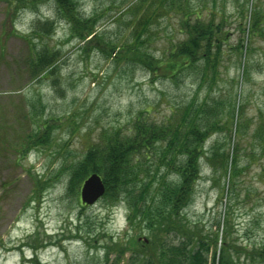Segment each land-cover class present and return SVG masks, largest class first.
I'll return each instance as SVG.
<instances>
[{"label":"rangeland","instance_id":"obj_1","mask_svg":"<svg viewBox=\"0 0 264 264\" xmlns=\"http://www.w3.org/2000/svg\"><path fill=\"white\" fill-rule=\"evenodd\" d=\"M76 1L83 17L94 15L90 33L78 21L70 30L53 0H34L11 22L0 0V264H129L147 244V229L138 217L128 221L122 201L102 197L83 206L82 183L69 180L87 149L113 131L128 134L145 111L158 123L199 113L200 126L226 122L227 130L213 129L204 150L233 147L237 177L224 179L204 161L184 214L210 233L219 222L217 255L224 246L221 220L223 232L232 227L226 243H264V19L262 32L244 43L249 54L240 50L238 26L246 13L264 14V0H188L190 10L214 18L224 44L215 75H201L198 62L180 77L170 75L164 58L152 75L125 55L136 18L148 16L156 0L138 11L128 10L133 0ZM149 16L142 49L160 58L185 34L179 14ZM46 22L52 24L44 35ZM39 55L51 63L39 68Z\"/></svg>","mask_w":264,"mask_h":264},{"label":"trees","instance_id":"obj_2","mask_svg":"<svg viewBox=\"0 0 264 264\" xmlns=\"http://www.w3.org/2000/svg\"><path fill=\"white\" fill-rule=\"evenodd\" d=\"M3 1L6 2L7 22L13 21L21 10L35 3L34 0ZM53 1L57 16L66 21L70 30L72 28L75 32L78 21L83 24L79 28L86 27L89 33L91 32L89 27L95 19L94 15L83 17L79 13V4L76 0ZM146 1L131 2L128 10H142ZM187 1L156 0L150 4V16L148 15L150 20L164 13V10L166 14L173 11L180 15V33L185 34L183 39L174 42L172 48L162 52L160 58H155L142 49L144 43L142 34L146 32L148 16L141 20L136 18L132 30L134 42L125 45L128 61L143 65L144 70L152 75L156 74L163 58L170 69V75L175 77L195 69L198 62L202 65L201 75L207 72L216 74L223 53L219 42L224 44V41L218 40L220 26L214 22L211 15H203L202 9L190 10ZM247 16L249 15L246 13L242 23L238 24L241 30L239 47L240 50L245 49V54H249L250 50L248 51L249 45L244 46V43L262 32L261 22L264 19V14L261 13H250V18ZM51 24L52 22H46L40 33L47 34L49 31L47 26ZM34 35L37 37V32ZM37 58L39 62L40 59L50 60L40 55ZM50 63L51 61H41L38 67H46ZM38 67L34 66L36 70ZM199 111L203 112V107H199ZM145 113L146 116L141 114L137 116L128 134L120 130L113 131L103 136L99 145L87 149L84 159L77 160L72 165L69 180V183L74 181V185L78 186L89 174H98L105 186L103 197L115 203L124 202L129 209L128 221L131 222L133 217H138L147 229L149 234L147 244L140 246V251H134L129 264H239L242 257L245 259L243 264L264 262V243L253 244L251 247L247 245L237 247L234 243H226V236L228 237L232 227L229 226L223 232V220L221 235H224V246L222 250H218L217 255L219 222L215 231L210 233L207 230L208 233L202 222H192L184 214L192 199L204 161L213 172L222 171L224 179L227 175L232 179L237 177V171L232 172V166H236L233 147L231 153L228 150L221 153L216 146L209 149V152L204 150V142L213 129L221 130L223 126L224 130H227L226 122L214 120L202 122L200 126L198 118L202 113H199L194 118L187 114L179 123H172L169 120L167 124L155 122L148 117V111ZM158 143L162 147L154 153ZM67 167L69 166L62 170L69 169ZM227 193H230V190ZM224 215L225 210L223 217ZM209 250L211 259L208 260Z\"/></svg>","mask_w":264,"mask_h":264},{"label":"water","instance_id":"obj_3","mask_svg":"<svg viewBox=\"0 0 264 264\" xmlns=\"http://www.w3.org/2000/svg\"><path fill=\"white\" fill-rule=\"evenodd\" d=\"M105 192V186L99 175L90 174L82 183L80 188V202L83 205H93Z\"/></svg>","mask_w":264,"mask_h":264}]
</instances>
